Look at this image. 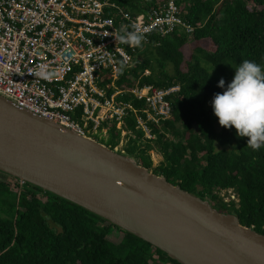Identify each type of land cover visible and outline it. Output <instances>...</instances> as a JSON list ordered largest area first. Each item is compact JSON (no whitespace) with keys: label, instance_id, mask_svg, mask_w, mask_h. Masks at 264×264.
I'll use <instances>...</instances> for the list:
<instances>
[{"label":"trees","instance_id":"16d2710c","mask_svg":"<svg viewBox=\"0 0 264 264\" xmlns=\"http://www.w3.org/2000/svg\"><path fill=\"white\" fill-rule=\"evenodd\" d=\"M158 2L111 0L133 13ZM181 3L182 18L194 32L173 34L162 38L158 46L146 47L129 75L118 81L122 89L137 84L158 89L178 85L180 91L171 97V119L154 129L156 139L144 146L133 119L126 120L135 138L119 150L171 184L210 199L216 210L235 214L241 225L264 235V147L253 150L247 138L236 137L234 129L218 130L211 108L214 94L224 91L218 82L223 79L226 88L242 61L264 68V0ZM140 105L135 103L137 108ZM169 135L175 139L168 140ZM120 137L112 128L110 143L105 145L117 148ZM152 148L162 157L155 168ZM230 189L239 199L237 205L226 204L218 196ZM0 264L179 263L59 197L19 181H0Z\"/></svg>","mask_w":264,"mask_h":264},{"label":"built area","instance_id":"2783aa9c","mask_svg":"<svg viewBox=\"0 0 264 264\" xmlns=\"http://www.w3.org/2000/svg\"><path fill=\"white\" fill-rule=\"evenodd\" d=\"M182 1L159 0L133 13L111 0H0V96L81 136L109 137L114 128L121 140L142 133L143 141H154V129L171 119V97L180 87L122 89L118 81L146 47L194 32L182 18ZM137 29L144 35L140 47L120 42ZM228 191L224 203L237 205L231 189L218 196L223 201Z\"/></svg>","mask_w":264,"mask_h":264},{"label":"water","instance_id":"95a60500","mask_svg":"<svg viewBox=\"0 0 264 264\" xmlns=\"http://www.w3.org/2000/svg\"><path fill=\"white\" fill-rule=\"evenodd\" d=\"M5 177L76 205L179 264H264V235L235 214L0 96V181L10 182Z\"/></svg>","mask_w":264,"mask_h":264},{"label":"clouds","instance_id":"9594fccd","mask_svg":"<svg viewBox=\"0 0 264 264\" xmlns=\"http://www.w3.org/2000/svg\"><path fill=\"white\" fill-rule=\"evenodd\" d=\"M119 40L131 47H140L144 35L138 29L126 31ZM217 87L224 91L214 94L211 108L219 126L234 129L237 138H247V145L253 150L264 147V68L244 60L235 68L227 87L223 79Z\"/></svg>","mask_w":264,"mask_h":264},{"label":"rangeland","instance_id":"374dc122","mask_svg":"<svg viewBox=\"0 0 264 264\" xmlns=\"http://www.w3.org/2000/svg\"><path fill=\"white\" fill-rule=\"evenodd\" d=\"M190 50L189 46H186L184 48V52L185 53H188ZM212 117L215 119L216 121V127L217 129L219 130L221 127L219 126L218 124V121H217V118L212 115ZM111 133V131L109 132ZM93 139L95 140H98L100 142H103L104 144H109L110 143V140H109V137H105L104 135H102L100 132H98L95 136L92 137ZM175 138H173L172 136L169 135L168 137V140H173ZM128 143H129V139L127 137L125 138H120V142H119V146L117 147L118 149H124L125 147L128 146ZM145 143V141H141L140 142V146L143 145ZM144 146V145H143ZM153 146V145H152ZM151 161H152V165H153V168L157 167L161 162H162V157L161 155L158 153V151H156V149L152 148L151 149ZM3 177V176H1ZM5 179L9 180L10 182H12L10 179H8L7 177H5ZM234 192V191H233ZM231 193V191H228L227 193L226 192H223L221 195L223 197V202L225 201L226 203L229 202V200L231 199L229 197V194ZM235 193V192H234Z\"/></svg>","mask_w":264,"mask_h":264},{"label":"bare ground","instance_id":"6f19581e","mask_svg":"<svg viewBox=\"0 0 264 264\" xmlns=\"http://www.w3.org/2000/svg\"><path fill=\"white\" fill-rule=\"evenodd\" d=\"M112 136H113V135H112ZM112 136H111V137H112Z\"/></svg>","mask_w":264,"mask_h":264}]
</instances>
